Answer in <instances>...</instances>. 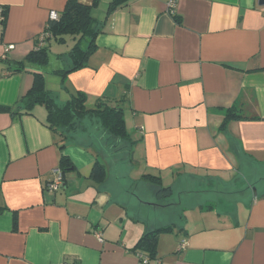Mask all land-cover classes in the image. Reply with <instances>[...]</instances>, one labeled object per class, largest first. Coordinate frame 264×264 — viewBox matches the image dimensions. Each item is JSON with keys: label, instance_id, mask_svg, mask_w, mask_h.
I'll list each match as a JSON object with an SVG mask.
<instances>
[{"label": "crops", "instance_id": "1", "mask_svg": "<svg viewBox=\"0 0 264 264\" xmlns=\"http://www.w3.org/2000/svg\"><path fill=\"white\" fill-rule=\"evenodd\" d=\"M108 1L93 8L94 47L62 81L55 56L26 63L46 71L61 101L76 91L87 107L119 101L127 138L111 140L105 155L82 142L83 127L59 149L44 107L3 110L32 83L9 64L66 0H0V264H140L130 249L153 229L163 230L149 264H264V5L128 0L106 13ZM233 106L247 118L221 127ZM61 154L71 166L51 191ZM160 185L171 195L158 199Z\"/></svg>", "mask_w": 264, "mask_h": 264}, {"label": "trees", "instance_id": "2", "mask_svg": "<svg viewBox=\"0 0 264 264\" xmlns=\"http://www.w3.org/2000/svg\"><path fill=\"white\" fill-rule=\"evenodd\" d=\"M99 0H92L90 4L83 3L79 0H66L62 11L56 19H48L44 32H48L51 36L47 37L45 42L39 47L36 41L32 50H30L22 61H16L9 64L12 72L28 70L32 73V83L30 88L19 99L17 107L3 108V110L13 115L33 114L32 110L38 104L43 106L46 111L45 125L58 138L61 145L59 149L65 146L66 141L74 139V135L81 125L84 118L94 119L104 134L114 140L127 138L125 123L123 118V107L116 99L101 97L98 98L94 105L87 107L85 105V94L81 91L69 93V97L58 102L55 94L48 89L46 81V71L41 69H30L27 64H35L38 66L51 64L50 53L47 42L50 38L63 40V33H71L77 35L78 38L74 45L67 53L55 57L60 64L51 72L56 74L62 81L66 74L81 66L90 50L94 47V37L98 32L99 19L93 14V8L98 4ZM128 3V0H109L106 13L122 7ZM6 9L3 7V19L5 22ZM42 31V32H43ZM39 35V34H38ZM37 35V36H38ZM86 42H82V40ZM53 63V62H52ZM247 118L239 108L230 107L222 119L221 127L228 122ZM71 166L69 158L61 154L59 169L63 174L66 168ZM104 164L96 160L91 167V176L100 180L103 176ZM150 180H159L158 177L149 174L144 175ZM172 188L170 185H160L157 190V198H165L171 195ZM163 229H153L143 233L134 246L130 249L135 253L144 252L150 259L155 257L156 241L159 233Z\"/></svg>", "mask_w": 264, "mask_h": 264}, {"label": "rangeland", "instance_id": "3", "mask_svg": "<svg viewBox=\"0 0 264 264\" xmlns=\"http://www.w3.org/2000/svg\"><path fill=\"white\" fill-rule=\"evenodd\" d=\"M62 37L63 40L61 41L56 38H50L47 42L48 50L51 56L56 57L58 55L67 53L78 38L77 35H73L71 33H63ZM54 96L58 102H63L59 99V97H57L58 95L55 94ZM37 106L39 107L41 105L38 104ZM82 127L86 129L88 134L86 136L84 135L82 142L91 143L96 151L105 155L108 154L109 151L107 149L110 148L111 138H108L107 135L104 134L103 130L99 127L96 121L86 117L83 119L81 125H79L78 133L81 131L80 129Z\"/></svg>", "mask_w": 264, "mask_h": 264}, {"label": "built area", "instance_id": "4", "mask_svg": "<svg viewBox=\"0 0 264 264\" xmlns=\"http://www.w3.org/2000/svg\"><path fill=\"white\" fill-rule=\"evenodd\" d=\"M173 10V9H171ZM58 17V14L55 11H51L49 13V18L48 19H56ZM3 19V6L0 5V20ZM51 35L48 32H41L37 36V41H36V46L39 47L41 44H43L46 40L47 37H50ZM7 48H12V45H8ZM52 173L54 174L53 179L48 181L46 183V188L55 191L60 188L63 182V176L59 168L53 169ZM97 237L101 239V233H97ZM187 245V241L185 239L180 240L179 243V249H184ZM137 256L139 257L140 264H149L151 259L146 256L143 252L139 251L137 253Z\"/></svg>", "mask_w": 264, "mask_h": 264}, {"label": "water", "instance_id": "5", "mask_svg": "<svg viewBox=\"0 0 264 264\" xmlns=\"http://www.w3.org/2000/svg\"><path fill=\"white\" fill-rule=\"evenodd\" d=\"M259 5H264V0H258Z\"/></svg>", "mask_w": 264, "mask_h": 264}]
</instances>
